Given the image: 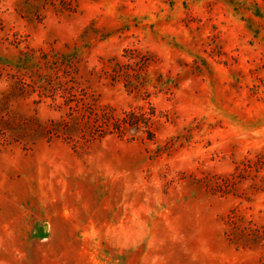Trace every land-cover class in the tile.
<instances>
[{
    "label": "rangeland",
    "instance_id": "rangeland-1",
    "mask_svg": "<svg viewBox=\"0 0 264 264\" xmlns=\"http://www.w3.org/2000/svg\"><path fill=\"white\" fill-rule=\"evenodd\" d=\"M0 264H264V0H0Z\"/></svg>",
    "mask_w": 264,
    "mask_h": 264
},
{
    "label": "trees",
    "instance_id": "trees-1",
    "mask_svg": "<svg viewBox=\"0 0 264 264\" xmlns=\"http://www.w3.org/2000/svg\"><path fill=\"white\" fill-rule=\"evenodd\" d=\"M116 121L119 122V123H122L124 121V119L117 118ZM234 221H235V216L229 217L228 222L230 224H232Z\"/></svg>",
    "mask_w": 264,
    "mask_h": 264
}]
</instances>
